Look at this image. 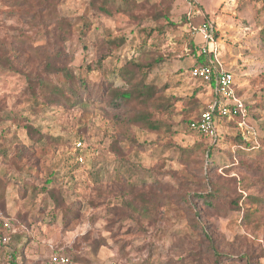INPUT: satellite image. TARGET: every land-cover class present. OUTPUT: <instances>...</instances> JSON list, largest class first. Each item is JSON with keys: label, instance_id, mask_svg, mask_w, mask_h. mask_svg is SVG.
<instances>
[{"label": "rangeland", "instance_id": "1", "mask_svg": "<svg viewBox=\"0 0 264 264\" xmlns=\"http://www.w3.org/2000/svg\"><path fill=\"white\" fill-rule=\"evenodd\" d=\"M135 1L132 15L106 16L90 0H0V233L2 219L14 229L0 264H42L54 253L75 264H264V4L199 0L205 13L196 4L188 16L183 0ZM59 17L76 25L54 66L90 92L72 108L29 90L36 79L64 83L46 68V30ZM202 23L246 110L243 121L219 118L215 140L187 130L212 98L190 76L204 46L190 27ZM153 60L144 78L169 103L153 110L163 127L130 126L127 140L124 111L100 85L122 87L119 68Z\"/></svg>", "mask_w": 264, "mask_h": 264}, {"label": "trees", "instance_id": "2", "mask_svg": "<svg viewBox=\"0 0 264 264\" xmlns=\"http://www.w3.org/2000/svg\"><path fill=\"white\" fill-rule=\"evenodd\" d=\"M260 1L264 4V0ZM89 5L99 14L106 16H113L114 14L121 13L125 15H132V13L139 8L135 0H90ZM48 14L44 16V27H46L52 19ZM42 15L43 14H41L38 18L40 23H42ZM53 23V27L46 30L47 35L45 36L48 44L47 48L52 51L47 58L46 68L49 75H61L64 83L58 86L53 84L48 79H36L37 88L31 86L29 90L31 95L34 96L36 95L35 91L41 88L55 98V103L57 105L72 108L86 102V97L90 95V92L88 91L89 86L84 78L80 77L78 74H74L67 68L54 66L53 62L58 60L63 55L60 48L57 46V43L65 41L67 35L70 34L72 27L76 24L72 20L63 17L55 19ZM80 25L81 29L79 32L81 34L86 33L88 24H86V22H82ZM259 38L264 47V29L260 31ZM119 40V42L118 40L114 41V48L123 42L122 38ZM109 50H111V48H109ZM194 56L196 61L193 66L203 64L207 60V56L201 53L195 54ZM154 63H156L155 60L145 65H140L134 62L129 63L127 66L123 65L118 70V76L125 83L122 87L114 88L111 87V85L107 86L106 82H103V85H100V95L106 96V100L109 102L108 104L113 106L116 110L124 111V115L118 122V125H122L123 130H120V134L127 140H129L127 130L130 126H137L149 132H159L162 130L163 125L159 120L154 118L153 110L155 109L154 111H161L162 109H166L169 107V103L165 106V102H163V100L166 98L161 95L163 92L155 86L147 84L144 78L145 72L143 68L149 69ZM210 86L212 87V84ZM163 90H165V88H163ZM159 93L160 95L158 96ZM160 100H162V102ZM197 118L198 116L187 122V130L191 131L188 124L195 121ZM218 119L219 118L215 116V126ZM123 125L126 126L127 129H125ZM207 155H209V152ZM195 196L201 198L200 195ZM10 225L11 235L14 233V229L11 222ZM1 236L2 233H0V238ZM2 248L5 249L4 247ZM210 249L215 257V260H218L220 255L217 250L213 246H211ZM10 255L12 259V252H10ZM69 259L73 264H75L71 258ZM245 259L248 260L247 257H245Z\"/></svg>", "mask_w": 264, "mask_h": 264}, {"label": "built area", "instance_id": "3", "mask_svg": "<svg viewBox=\"0 0 264 264\" xmlns=\"http://www.w3.org/2000/svg\"><path fill=\"white\" fill-rule=\"evenodd\" d=\"M190 11L194 7L195 0H183ZM191 26V25H190ZM190 29L199 35L203 40L204 46L200 48L199 53L210 57L203 64L193 66L190 69V76L205 84L211 90L212 99L208 102L204 111L200 113L195 121L188 124V127L194 133L209 139H216L215 116L218 118H228L230 116H238L242 121L246 115V110L240 99L236 96V88L234 85L233 75L221 68L217 63L214 40L212 30L203 23L197 28L191 26ZM213 55V58H212ZM212 84V87L210 86ZM245 119V118H244ZM81 144H77L80 147ZM2 236L0 245L7 250L10 243L11 225L7 219H2ZM5 258L7 263L11 259L10 252H6ZM42 264H73L72 261L58 253H54Z\"/></svg>", "mask_w": 264, "mask_h": 264}, {"label": "crops", "instance_id": "4", "mask_svg": "<svg viewBox=\"0 0 264 264\" xmlns=\"http://www.w3.org/2000/svg\"><path fill=\"white\" fill-rule=\"evenodd\" d=\"M199 5L200 7H201V9H202V12H204L205 13V11L203 10V8H202V5L199 3V0H195V3H194V7L192 8V10L190 11V16H192V15H197L199 12H196V6L195 5ZM189 12V11H188ZM203 24V23H202ZM209 92H210V90H209ZM212 98H210V100H211ZM6 254V253H5ZM6 256V255H5ZM6 259V258H5Z\"/></svg>", "mask_w": 264, "mask_h": 264}]
</instances>
